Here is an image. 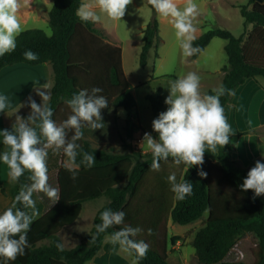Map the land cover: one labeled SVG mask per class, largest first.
Segmentation results:
<instances>
[{"label": "trees", "instance_id": "16d2710c", "mask_svg": "<svg viewBox=\"0 0 264 264\" xmlns=\"http://www.w3.org/2000/svg\"><path fill=\"white\" fill-rule=\"evenodd\" d=\"M81 3L82 0H52L47 13L51 37L40 28L24 29L16 38V49L0 57V69L17 63L50 64L52 83L45 104L52 108L54 121L61 104L66 103L67 99L81 89L72 77L81 65L72 58V44H68L73 33L80 32L76 30L77 24L86 30L87 33H81L85 40H108L107 34L95 23L83 22L76 15ZM149 7L151 16L141 31L138 55L140 66H145L149 49L153 46L156 48L160 41L157 12L151 4ZM237 7L243 26L240 35L234 36L227 29L215 27L203 31L191 41L193 47L201 51L214 37L225 40L223 50L227 64L220 68L222 77L219 86L223 84L233 93L247 78H264V45L254 39L253 35L256 33L245 31L247 24L264 30V4L257 0H247L245 4ZM27 49L38 53L39 59L25 60L23 53ZM199 51L189 56L190 59L195 58ZM154 56H157L155 52ZM108 83L113 86L111 89H115L108 99L109 107H121L125 111V129L127 137L130 138V117L135 112L136 105L131 93L132 87H114L117 78L111 67ZM95 85L97 84L94 83L93 86ZM204 93L214 94L210 89ZM232 95L226 94L220 98L223 107L231 101ZM145 97L154 119L162 106L160 88L147 93ZM38 123L36 121L32 126L37 127ZM89 128L85 126L83 133ZM37 131L39 133L38 127ZM240 134L236 133L237 136ZM77 143L84 152L94 154V166L86 168L80 164L82 153L77 156L75 164H71L63 152V156L73 167L80 164L79 172L75 179L65 165H61L56 172H48V183L59 189V200L54 202L43 192H36L39 202H36L34 215L33 209H24L33 215V222L27 233L28 246L24 255H18L8 264H88L100 251L104 237H110L122 227L115 225L106 232L97 234L95 225L101 222L100 213L106 208L123 210L126 213V224L143 229L137 239L146 241L149 250L138 264H169L164 244V220L169 218L173 223L187 225L200 219L204 212H207V217L194 232L191 241L198 263L264 264V194L254 197L253 190L240 189L239 185L250 168L231 157V152L235 149L231 140L223 148L218 146L215 154L206 150L200 166H177L178 170L174 171L177 180H187L193 185L192 194L184 200H177L170 190L167 181L170 173L166 171L156 172L151 192L141 191V185L151 169V150L142 153L130 149L114 153L92 146L87 139H80ZM168 163L174 164L171 157L167 162L160 161V165ZM198 167L207 175H198ZM29 176L30 173L26 171L18 180H12L9 207L12 206L21 185L31 183ZM101 196L106 198V202L95 211L88 234L74 246L59 250L56 245L62 242L58 231L75 221L84 201ZM17 207L22 205L17 204ZM148 229H151L150 233ZM176 239L177 236H171L169 241L173 244ZM131 255L135 259V255Z\"/></svg>", "mask_w": 264, "mask_h": 264}, {"label": "clouds", "instance_id": "9594fccd", "mask_svg": "<svg viewBox=\"0 0 264 264\" xmlns=\"http://www.w3.org/2000/svg\"><path fill=\"white\" fill-rule=\"evenodd\" d=\"M149 2L158 14L171 18L185 55L191 56L199 51L193 47L191 41L194 37L190 35L195 30L193 19L198 15V6L194 0H184L183 7H180L179 0ZM95 3L108 18L120 20L132 0H95ZM17 7V0H0V57L16 49V38L23 31L16 16ZM76 15L83 22L95 23L101 19L93 4L88 2L81 3ZM48 36L51 37V33ZM23 56L27 61L39 59L38 53L31 49L25 50ZM168 88L169 94L164 100L168 107L152 121V129L157 133L158 139L148 132L143 136V141L152 153L150 167L159 171L160 161L167 162L169 157L176 166H200L206 150L215 154L218 146L223 148L230 142L231 126L220 98L226 94L232 95L233 91L221 84L212 90L214 94H201L200 77L195 72L170 81ZM102 92L101 87L93 86L74 93L65 101L71 108V115L59 125L52 119L53 110L50 106L30 100L32 111L26 119L19 117L11 130L0 129V143L10 149L0 152V162L7 165L9 177L13 181L18 180L26 171L30 173L31 181L30 184L21 185L12 206L0 212V264H8L25 253L28 246L27 233L36 207L33 193L43 192L54 202L59 200V189L48 183V149L53 146L57 150L63 149L71 164H75L77 156L82 153L80 164L86 168L94 166V154L84 152L77 141L82 139V129L85 126L92 130L104 127L102 110L109 107V101ZM39 95L42 101L48 99L45 92L39 91ZM9 104L8 96L0 93V112ZM36 121H39V133L37 127L32 126ZM66 129L73 131L70 139L67 138ZM80 164L75 167L66 165L73 179L79 172ZM198 175L204 177L207 174L198 167ZM167 181L177 200H184L193 192V185L187 180H177L175 172L167 176ZM239 187L244 191L253 190L254 197L264 194V162L257 160ZM17 204L22 207H17ZM27 208L33 209V215L24 210ZM125 215L123 210L106 208L100 213L101 222L95 225L96 232L104 233L115 225H122L111 234L110 243L118 244L130 255L134 254L133 264H138L146 256L149 244L143 239H137L143 229L126 224ZM56 246L63 250L62 243H57Z\"/></svg>", "mask_w": 264, "mask_h": 264}, {"label": "rangeland", "instance_id": "374dc122", "mask_svg": "<svg viewBox=\"0 0 264 264\" xmlns=\"http://www.w3.org/2000/svg\"><path fill=\"white\" fill-rule=\"evenodd\" d=\"M88 1L86 0L85 2ZM259 1L264 3V0ZM194 2L198 6V15L193 19L194 29L200 27L203 30H207L219 27L227 29L234 36H238L241 33L243 27L242 17L239 14L237 5L245 4L247 0H194ZM35 3L43 5L41 0H35ZM89 3L93 4L94 10L100 15L103 25V29H101L107 34L108 40L102 41L99 39L100 41L98 42L87 41L81 32H78L79 42L78 44H72L71 56L75 61H79L78 64L81 67L75 71L72 77H74L76 85L81 89H90L96 83L97 85L95 86L103 89L101 94L109 99L110 95L115 91V89H111L113 86L108 85L109 69L111 67L114 69L117 78V84L114 87L119 89L124 86H131V93L136 105L135 112H132L130 117L132 128L130 138L127 137L125 129V111L121 107L115 109L108 107L102 112L104 127L95 130L89 128L84 133L82 139L89 140L92 146L96 148L114 153L126 152L130 149L142 153L150 151L146 142L143 141L144 134L146 132L151 133L156 139H158V136L152 129L153 114L145 96L156 88H160L162 94L160 112L166 110L168 106L164 103V100L169 94V82L192 72L191 59L184 54L181 48V41L175 34L171 18L163 17L157 13L158 36L160 38V41L157 43L158 48L153 46L149 49L145 66L138 64L141 45L139 44L138 36L139 27L150 19L151 8L149 7V0H132V3L126 6L125 15L120 20L108 18L106 14L100 11L95 0H91ZM183 4L184 0H179L180 7H183ZM17 5L16 16L23 30L40 28L45 33H50L48 22L46 20L43 21L41 18V11L45 12V16H47V7L43 5L40 11L29 0H17ZM257 31L259 29L253 35L254 39L264 45V30L259 33ZM224 42L225 40L223 39L215 38L209 45L206 53L199 58V67H204L206 71H201L197 75L200 77V83L205 82V86L203 85L205 88L215 89L219 86L221 78L216 70L227 64L226 55L223 50ZM154 52L157 56H154ZM28 72L34 71L28 70ZM50 77L51 74L49 76V83H51ZM256 79L257 83L264 88V78L257 76ZM13 80L11 78L5 87L11 86L14 82ZM15 84L18 85L19 82L15 81ZM39 91L49 95V88L47 86L39 89ZM37 92L33 91L32 93L36 95ZM38 101V104L43 102L40 95ZM261 102L262 100L260 104ZM23 106H26V103ZM231 107H233V104L231 105L230 103L228 109ZM262 109L261 117L264 120V102L262 103ZM69 115H71V108L66 103L61 104L55 117L56 123L58 125L63 123ZM234 124L236 125V121H234ZM66 132L67 138H71L73 131L66 129ZM258 134L263 142L261 145L263 150L264 131L261 130ZM8 150V146L5 145V151ZM46 163L48 172H56L55 169H58L61 165H68L65 156H63V149L57 150L54 146L48 149ZM7 170V165L0 162V181H5ZM177 170L178 167L175 164L168 163L162 164L159 171L171 173ZM156 172L152 169L149 170L143 181V185H141L142 192H151L154 179H156ZM33 199L35 202H39L36 192L33 193ZM104 202H106L104 196L83 202L82 209L75 222L70 224V226L68 225V227H64L58 233L64 248L72 247L88 234L92 226L93 215L96 209L103 205ZM0 205H2L1 202ZM206 217L207 212H204L200 219L187 225L173 223L169 218L164 220V244L169 264H200L194 254L191 241L194 232L201 226ZM171 236H177L178 238L173 244L169 241ZM114 249L117 255L126 260L127 264H133L135 259L132 255L128 253L129 257L126 258L127 253H124L126 251L121 249L120 246Z\"/></svg>", "mask_w": 264, "mask_h": 264}, {"label": "crops", "instance_id": "0c3cea01", "mask_svg": "<svg viewBox=\"0 0 264 264\" xmlns=\"http://www.w3.org/2000/svg\"><path fill=\"white\" fill-rule=\"evenodd\" d=\"M20 1H25V0H20ZM29 1H31V3H33L35 7H38L40 11L43 5L47 7L48 8L46 9L47 13L52 5V0H41V3L43 5L35 3V0H29ZM85 1L86 0H82V2ZM257 1L259 3L264 4L262 1L259 0ZM41 15H42L41 17L42 20L47 21L48 15L45 16V12L42 11H41ZM146 23H144L143 25H141V27H139L140 30L138 33L139 44H141V31ZM95 25L102 28L103 27L102 19H100L98 22H95ZM258 29L259 31L257 32L262 31L261 28H253L251 24H247L245 27L246 33L252 31L256 33V30ZM76 30H79L82 34L87 33L86 30L80 24H77ZM203 31L205 30L198 27L195 28V31L192 32L190 35L195 38L198 35H200ZM242 32H243V27L241 33ZM215 38L216 37L212 38L209 41V43L201 51L198 52L197 56L191 59V63L193 67L192 72H195L196 74H200L201 71L204 72L206 71L204 67L202 66L199 67L198 61L199 58L206 53V50L208 49L209 45ZM78 42H79L78 33L75 31L73 35L70 37L68 44H78ZM195 64L196 66H194ZM22 70H26V71H22ZM28 70H32L34 72H28ZM216 72H218L221 78L222 72L220 71V68H218ZM50 74H51V66L47 62L37 65H27L24 63H17V64L5 66L0 69V93L7 95L10 101L9 106L3 112H0V129L7 128L11 130L13 124L16 123L19 117L26 119L23 117V115L31 114L32 110L29 101L34 100L38 104L39 92L37 91L39 89H43L46 86L47 88L50 89L52 83L51 77H50L51 83H49ZM256 77L257 76L253 78H247L241 85H239L235 89L231 101L225 104L224 106V114L227 117V121L231 126L232 133L230 134V140L235 147L234 151L231 152V157L233 159L238 160L243 166L249 168H252L257 160H261L262 162H264V148L262 150L261 147L263 142L261 141V138L259 137L258 134L259 131L261 130L264 131V120L263 117H261L263 110L262 103L264 102V88L257 83ZM11 78L14 79L13 84L11 86L8 85L9 87H5ZM15 81L19 82V84L16 85ZM200 84H201L200 86L201 94H204L206 90L210 89L209 87L208 88L203 87L205 82H202ZM33 91L37 92L36 95L35 93H32ZM261 100L262 102L260 104ZM24 103H26V106H23ZM43 103L45 102L43 101ZM230 103L231 105L233 104V107L228 109V105H230ZM39 104H42V102ZM234 121H236V125L234 124ZM237 132H240L241 134L237 136L236 135ZM0 140H2V137H0ZM2 151H5V145L3 143H0V152ZM68 166L73 167V165L69 163ZM8 173H9V169L7 170L6 173L7 179L5 178L4 182L0 181V202L2 204L0 205V212H2L4 209L9 207L10 186H11L10 184L12 179L9 177ZM1 189L3 190V192H1ZM117 247H119L118 244L113 245L112 243H110V237L105 236L100 251L88 262V264H127L126 260L120 257L119 255H117V253L115 252L114 248ZM124 253H127L126 258H128L129 257L128 252H124Z\"/></svg>", "mask_w": 264, "mask_h": 264}]
</instances>
